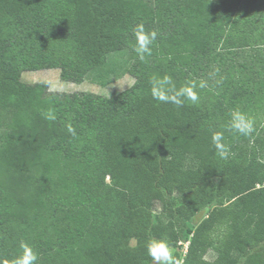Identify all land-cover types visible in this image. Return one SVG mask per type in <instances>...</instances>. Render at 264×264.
<instances>
[{
	"label": "trees",
	"instance_id": "obj_1",
	"mask_svg": "<svg viewBox=\"0 0 264 264\" xmlns=\"http://www.w3.org/2000/svg\"><path fill=\"white\" fill-rule=\"evenodd\" d=\"M139 23L157 32L145 61ZM121 50L135 82L112 97L22 78L81 83ZM165 74L207 86L160 103ZM234 109L250 136L227 129ZM153 238L174 264H264V0H0V259L25 241L37 264H153Z\"/></svg>",
	"mask_w": 264,
	"mask_h": 264
},
{
	"label": "clouds",
	"instance_id": "obj_2",
	"mask_svg": "<svg viewBox=\"0 0 264 264\" xmlns=\"http://www.w3.org/2000/svg\"><path fill=\"white\" fill-rule=\"evenodd\" d=\"M132 35L135 39L133 51L140 61H145L146 56L152 55V45L156 40L157 32L155 30L146 31L144 24H137ZM151 96L160 103H170L182 106L185 101L196 104L200 97L197 88H205L206 82L188 81L179 87L175 84L170 75L154 76L150 80ZM45 119L55 120L56 116L52 109L42 113ZM227 129L242 136H250L254 131V120L245 112L234 109L229 114ZM68 131L75 134V130L68 126ZM222 131H213L211 134V143L221 159H228L230 156V146L225 142ZM146 251L151 257L153 264H174L173 257L169 251L168 243L162 239H150L145 243ZM39 257L36 251L25 241H21L17 254L11 259H0V264H37Z\"/></svg>",
	"mask_w": 264,
	"mask_h": 264
},
{
	"label": "rangeland",
	"instance_id": "obj_3",
	"mask_svg": "<svg viewBox=\"0 0 264 264\" xmlns=\"http://www.w3.org/2000/svg\"><path fill=\"white\" fill-rule=\"evenodd\" d=\"M130 63L128 52L121 50L108 54L104 67L87 76L81 83L62 80L58 68L24 71L22 78L29 83L47 82L53 91H91L99 95L112 97L127 90L134 84L135 77L129 71ZM183 246L186 248V243ZM176 250V248L172 249L169 247L172 257Z\"/></svg>",
	"mask_w": 264,
	"mask_h": 264
},
{
	"label": "built area",
	"instance_id": "obj_4",
	"mask_svg": "<svg viewBox=\"0 0 264 264\" xmlns=\"http://www.w3.org/2000/svg\"><path fill=\"white\" fill-rule=\"evenodd\" d=\"M186 248H185V251L187 250V243H186V246H185Z\"/></svg>",
	"mask_w": 264,
	"mask_h": 264
}]
</instances>
